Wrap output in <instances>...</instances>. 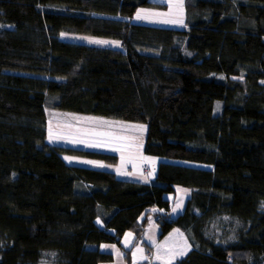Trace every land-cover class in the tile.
<instances>
[{"label":"trees","instance_id":"trees-1","mask_svg":"<svg viewBox=\"0 0 264 264\" xmlns=\"http://www.w3.org/2000/svg\"><path fill=\"white\" fill-rule=\"evenodd\" d=\"M166 6L0 0V264L112 262L104 247L140 242L154 220L191 243L177 264H264V0H190L186 28L135 20ZM49 111L145 125V156L208 168L160 163L149 179L69 164L119 157L52 145Z\"/></svg>","mask_w":264,"mask_h":264},{"label":"rangeland","instance_id":"rangeland-1","mask_svg":"<svg viewBox=\"0 0 264 264\" xmlns=\"http://www.w3.org/2000/svg\"><path fill=\"white\" fill-rule=\"evenodd\" d=\"M154 1L167 6L153 10L142 9L138 13L142 18L137 19L136 16V21L159 27L186 28L185 9L187 3L190 0ZM61 39L67 42L101 48L120 47V43L117 41L99 39L85 35L63 34ZM96 41H105L107 43H96ZM146 130L147 127L142 124L128 123L118 120H108L100 117L84 116L63 111H49V142L52 145L66 148L81 149L84 151H94L103 154L126 157V155H129L130 151L132 150L135 153V148L139 150L138 153L141 152L140 149L143 146V140L147 135V133H145ZM138 155L141 157V154ZM145 158L147 164L146 166H149L151 161H157V164L154 165L157 169L160 163H177L197 169L208 168L207 166L201 164L178 162L164 158H154L148 156ZM64 159L69 164H73L74 162L77 164H83V162L88 161L87 159L73 156H65ZM92 166L102 168L101 166ZM125 173L131 175L133 174L131 169ZM145 177L149 176L145 175ZM169 198L175 203L173 205L174 215L178 210H182L184 207H186L188 200L186 195L181 194L177 198L171 195ZM143 253L144 252H140V256H143Z\"/></svg>","mask_w":264,"mask_h":264},{"label":"crops","instance_id":"crops-1","mask_svg":"<svg viewBox=\"0 0 264 264\" xmlns=\"http://www.w3.org/2000/svg\"><path fill=\"white\" fill-rule=\"evenodd\" d=\"M145 133H147V130ZM145 139L146 137L143 140L140 153H138L139 150L135 148V153L132 150L126 157L118 156L119 164L115 167H110L101 162L88 159V161L83 162V164L90 166H105L118 174H125L126 171L131 169L133 172L132 177L146 178L142 171V167L147 165L145 158L147 156L144 154ZM138 154H141V157ZM156 164L157 161H151L148 167L151 168L152 175L147 178H152L157 172V168L154 166ZM181 194L187 195V193ZM184 208L178 210L175 215L172 211V215L175 218L180 216L185 211ZM104 250L114 255V260L112 262L104 264H177L179 261L185 259L189 253L192 252L193 248L185 232L181 229L176 228L167 234V236L161 238L160 226L152 221L140 242H136V237L133 233H127L122 239L121 245H107L104 247ZM140 252H144L143 256H140ZM150 254L152 257H149ZM127 256L130 257L131 263Z\"/></svg>","mask_w":264,"mask_h":264},{"label":"built area","instance_id":"built-area-1","mask_svg":"<svg viewBox=\"0 0 264 264\" xmlns=\"http://www.w3.org/2000/svg\"><path fill=\"white\" fill-rule=\"evenodd\" d=\"M143 172L145 175H148V176L151 175V169L148 166L143 167ZM163 213L164 215H168L170 212L166 210ZM154 222H157V220H154ZM149 257H152V255L150 254Z\"/></svg>","mask_w":264,"mask_h":264},{"label":"snow or ice","instance_id":"snow-or-ice-1","mask_svg":"<svg viewBox=\"0 0 264 264\" xmlns=\"http://www.w3.org/2000/svg\"><path fill=\"white\" fill-rule=\"evenodd\" d=\"M142 17L140 16V14H137V19H141ZM96 43H107L105 41H96Z\"/></svg>","mask_w":264,"mask_h":264},{"label":"clouds","instance_id":"clouds-1","mask_svg":"<svg viewBox=\"0 0 264 264\" xmlns=\"http://www.w3.org/2000/svg\"><path fill=\"white\" fill-rule=\"evenodd\" d=\"M150 168V167H149ZM151 169V168H150ZM151 175H152V173H151ZM151 175L149 176V177H151Z\"/></svg>","mask_w":264,"mask_h":264}]
</instances>
